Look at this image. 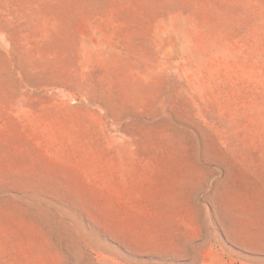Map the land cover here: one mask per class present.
I'll list each match as a JSON object with an SVG mask.
<instances>
[{
    "label": "rangeland",
    "instance_id": "rangeland-1",
    "mask_svg": "<svg viewBox=\"0 0 264 264\" xmlns=\"http://www.w3.org/2000/svg\"><path fill=\"white\" fill-rule=\"evenodd\" d=\"M0 264H264V0H0Z\"/></svg>",
    "mask_w": 264,
    "mask_h": 264
}]
</instances>
